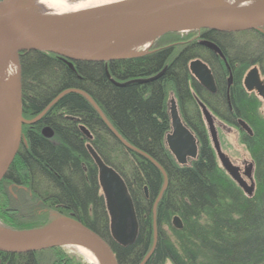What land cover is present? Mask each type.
<instances>
[{"label": "trees", "instance_id": "trees-1", "mask_svg": "<svg viewBox=\"0 0 264 264\" xmlns=\"http://www.w3.org/2000/svg\"><path fill=\"white\" fill-rule=\"evenodd\" d=\"M203 39L218 46L229 67V105L224 62L198 39L179 38L178 33L158 38L146 55L107 63L75 62L73 70L52 54H19L24 120L36 118L64 91H79L138 152L114 137L84 96L64 94L39 121L22 126V142L0 191L8 228L28 231L46 226L53 217L70 218L101 237L117 264H141L153 247V205L165 181L155 162L167 185L156 205L157 239L145 264H264V117L258 98L241 82L253 67L264 79V27L238 34L204 30ZM196 59L210 69L215 93L206 92L191 76L188 63ZM163 70L154 81L135 82ZM169 95L197 141V158L184 166L177 164L165 143L171 130ZM199 103L212 117L239 131L240 143L254 164L250 197L221 168ZM237 120L249 126L251 137L239 129ZM45 127L52 130L51 139L41 135ZM88 146L129 191L138 225L133 244L121 246L111 236L99 172ZM175 217L182 224L179 230L172 225ZM61 255V248L0 252V264H44V258L48 264H69Z\"/></svg>", "mask_w": 264, "mask_h": 264}, {"label": "water", "instance_id": "water-1", "mask_svg": "<svg viewBox=\"0 0 264 264\" xmlns=\"http://www.w3.org/2000/svg\"><path fill=\"white\" fill-rule=\"evenodd\" d=\"M215 1L218 2L220 0H127L69 14L61 18L20 24L4 30L3 26L6 19L15 10H19L20 0H0V62L12 55H16L18 58L19 54L24 52H43L61 58L73 70V63L75 62L107 63L145 55L143 53L132 55L125 52L105 54L107 50L106 45L93 42L97 37L121 30L153 31L156 33V37H161L165 34L201 30L223 34H238L264 27V0H246L262 2V4L255 7V9L237 14H222L217 12L212 7V3ZM199 44L216 54L229 70L227 62L218 46L206 40H201ZM188 70L205 91L209 94L216 92L212 74L206 64L196 59L188 63ZM164 71L152 78L137 80L135 82L148 83L154 81L161 77ZM106 75L111 80L107 71ZM231 82L232 76L229 73L227 89H229ZM242 82L246 92L254 91L261 100H264V82L261 81L256 68L250 69ZM21 83L20 78L12 82L7 81L0 93V182L5 177L19 150L23 135L22 126L24 124H35L64 94L69 92H78L84 96L106 123L107 128L114 137L125 148L138 152L137 149H134L122 140L112 126L106 122L94 102L86 94L79 91H64L36 118L30 121L24 120L22 117ZM127 84L116 85L124 86ZM227 102L229 105L228 95ZM199 107L221 168L244 194L250 197L254 190L252 180L254 164H248L241 171L239 167L230 161L220 147L210 111L202 103H199ZM169 117L171 130L165 137V143L177 164L180 166L187 165L190 160L197 158L198 146L194 135L183 123L174 98L169 102ZM235 124L245 134L250 137L252 136L251 129L244 121L237 120ZM80 129L87 138H90L88 131L84 127ZM41 133L46 139L53 137V132L49 127L43 128ZM88 152L99 172L98 181L100 182L101 193L104 196L110 217L111 236L121 246L133 244L137 236L138 225L129 191H127L120 176L113 169L101 162L90 146H88ZM153 164L164 176L163 189H165L167 185L166 175L158 164L155 162ZM163 189L153 205L154 240L149 255L154 250L156 244V205L162 196ZM145 194H147V191H145ZM172 220V225L175 229L179 230L182 228L178 217ZM54 222H57L59 226L51 237L44 240L40 239V241L28 245H12L0 242V252L8 254L36 253L51 250V248L71 246L77 240H81L95 245L105 264H117L115 254L110 246L80 222L70 218H59ZM7 232L18 238H32L37 236L39 231ZM147 257L141 264H145L144 262H146Z\"/></svg>", "mask_w": 264, "mask_h": 264}, {"label": "bare ground", "instance_id": "bare-ground-1", "mask_svg": "<svg viewBox=\"0 0 264 264\" xmlns=\"http://www.w3.org/2000/svg\"><path fill=\"white\" fill-rule=\"evenodd\" d=\"M127 0H34L24 8L15 10L4 22V30L20 24L40 22L50 19L97 8L104 5L114 4ZM262 2L246 0H220L212 3L214 10L222 14H237L255 9ZM156 33L153 31L121 30L105 34L93 40L95 43L106 45L105 54L125 52L127 54H138L145 52L154 39ZM19 64L16 55L9 56L0 62V93L7 81L19 78ZM58 223L53 222L45 230L37 233L32 238H18L0 228V242L12 245H28L48 237H51L58 229ZM76 252L89 264H105L99 250L91 242L77 240L71 245Z\"/></svg>", "mask_w": 264, "mask_h": 264}, {"label": "rangeland", "instance_id": "rangeland-1", "mask_svg": "<svg viewBox=\"0 0 264 264\" xmlns=\"http://www.w3.org/2000/svg\"><path fill=\"white\" fill-rule=\"evenodd\" d=\"M32 1H34V0H20V4H19L18 8H24L25 6L28 5L29 2H32ZM257 1H259V0H257ZM195 34L196 33L182 32V33H179V38L180 37L181 38L187 37L189 39H192L195 37ZM158 38L159 37H156L154 39L151 46L154 44V42ZM151 46H150V48H151ZM149 49H147L144 53L139 52L138 54L143 53L146 55L147 52L149 51ZM18 64H19V59H18ZM19 71H20V65H19ZM19 78H20V73H19ZM261 79H262V81L264 80L263 78H261ZM172 98H173L172 95H169V102ZM258 100L260 102L259 113L261 114L262 117H264V100H261L260 98H258ZM213 120H214L213 125L216 128L218 141L220 143V147H221L223 153L230 159V161L235 166L239 167L241 169V171H243L245 166H248V164H252V161H251V158H250L248 152L246 151L244 146L240 143L239 131L235 128H232V127L226 125L223 122L221 123V121L216 119L215 117H213ZM207 131H208V129H207ZM254 187H255V184H254ZM8 216L9 215L5 212V208L3 206H1V201H0V228L2 230L11 231V232H15V233L19 232V231H15L13 229L8 228V223H7L9 220ZM54 221H56L55 217H53L50 220V223H48L46 226H44L40 229L39 228H37V229L33 228L31 230H28V231H37V232L43 231L48 226H50V224ZM37 226H38V224H37ZM61 251H62L61 257L65 258L67 261H69V264H89L82 258V256H80L76 252V250L72 246H64L61 248ZM43 262H44V264L50 263L48 258H44ZM56 264H61V262L59 261ZM63 264H65V263H63ZM165 264H170V263L166 262Z\"/></svg>", "mask_w": 264, "mask_h": 264}, {"label": "flooded vegetation", "instance_id": "flooded-vegetation-1", "mask_svg": "<svg viewBox=\"0 0 264 264\" xmlns=\"http://www.w3.org/2000/svg\"><path fill=\"white\" fill-rule=\"evenodd\" d=\"M203 31L204 30H201V31H191V32H186V33H196L195 34V37L194 38H192V39H198V41L200 42L201 40H205V39H203ZM179 34V33H178ZM167 35H169V34H167ZM164 36V35H163ZM162 37V36H161ZM160 38V37H159ZM207 41V40H206ZM253 68H256L257 70H258V68L257 67H253ZM252 69V68H251ZM210 70V69H209ZM228 70V69H227ZM229 71V70H228ZM211 72V71H210ZM229 73H230V71H229ZM258 73H259V76H260V79L262 78L261 77V75H260V72H259V70H258ZM231 74V73H230ZM247 74V73H246ZM245 74V75H246ZM229 76V75H228ZM232 76V75H231ZM213 77V76H212ZM245 77V76H244ZM228 79V78H227ZM244 79V78H243ZM214 80V79H213ZM261 81H262V79H261ZM242 82V81H241ZM264 82V81H263ZM215 84V83H214ZM231 84H232V82H231ZM231 86V85H230ZM242 86H243V82H242ZM216 87V86H215ZM244 88V87H243ZM207 92V91H206ZM257 98H259L258 96H257V94H256V92H254V91H251ZM251 92H248V93H251ZM227 95H228V89H227V94H226V97H227ZM5 178V177H4ZM4 178L2 179V181L0 182V191H3L2 189H3V185H2V182L4 181ZM12 187H13V185H12ZM10 190V188H7V191H9ZM10 192V191H9Z\"/></svg>", "mask_w": 264, "mask_h": 264}]
</instances>
